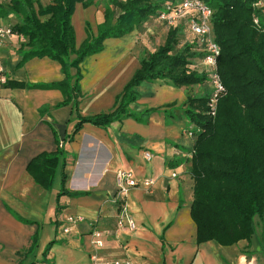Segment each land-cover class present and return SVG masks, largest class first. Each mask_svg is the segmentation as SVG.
Wrapping results in <instances>:
<instances>
[{
  "label": "crops",
  "instance_id": "crops-1",
  "mask_svg": "<svg viewBox=\"0 0 264 264\" xmlns=\"http://www.w3.org/2000/svg\"><path fill=\"white\" fill-rule=\"evenodd\" d=\"M9 21L5 25L0 19V26L17 23ZM142 34L134 30L106 39L100 53L84 58L78 69L70 68L68 87L75 89L77 83L80 96L65 106L60 104L66 90L57 86L66 81L60 64L34 58L19 67L22 40L11 35L0 43V69L6 78L24 85L4 89L0 84V264H91L94 230L103 235L100 256L106 260L264 264V249L255 235L231 247L196 243L186 153L174 145L188 128H182L188 121L178 109L185 88L143 82L136 88L137 101L128 107L129 116L104 127L85 123L75 131L80 118L114 109L116 97L139 67L136 39ZM169 105L174 106L173 118L167 119L163 110ZM58 147L63 160L46 188L36 182L30 163L54 155ZM119 170L131 172L138 182L154 181L150 193L136 187L125 198L136 224L133 232L116 228L111 198ZM68 217L82 221L64 233Z\"/></svg>",
  "mask_w": 264,
  "mask_h": 264
},
{
  "label": "trees",
  "instance_id": "trees-1",
  "mask_svg": "<svg viewBox=\"0 0 264 264\" xmlns=\"http://www.w3.org/2000/svg\"><path fill=\"white\" fill-rule=\"evenodd\" d=\"M201 1L212 11L210 27L220 48L217 71L225 89L214 117L208 109L212 88L201 65L203 48L186 22L166 28L157 21L163 7H177L178 0H105L99 36L88 35L78 49L71 15L76 3L87 7L93 4L91 0H50L44 7L39 0H6L0 3V19L13 14L17 20L4 28L22 40L19 67L34 58L60 64L66 79L57 85L66 90L60 106L80 96L77 83L75 89L68 87L69 69H78L84 58L100 53L106 39L122 38L134 30L143 33L151 26L168 29L163 45L139 59L114 109L80 118L75 131L85 123L104 127L129 116L128 107L137 101L136 88L143 82L164 81L185 88L186 98L178 109L189 127L174 145L186 153L196 243L231 247L255 235L264 249V0ZM1 86L24 85L6 78ZM194 87L200 91L188 94ZM173 108H164L167 119L173 118ZM63 156L58 147L54 155L33 160L29 170L36 182L49 188Z\"/></svg>",
  "mask_w": 264,
  "mask_h": 264
},
{
  "label": "built area",
  "instance_id": "built-area-1",
  "mask_svg": "<svg viewBox=\"0 0 264 264\" xmlns=\"http://www.w3.org/2000/svg\"><path fill=\"white\" fill-rule=\"evenodd\" d=\"M6 0H0V3ZM178 6L166 5L157 15V21L166 28H173L181 22H186L189 31L197 38L199 45L203 48V59L201 65L210 80L212 93L208 101L210 117L216 114V107L219 98L224 94L225 89L220 80L217 71V59L220 54V48L213 40L210 27L212 11L201 0H178ZM10 37V31L0 26V43L4 38ZM0 69V84H4L6 77L2 75ZM145 159L150 161L152 156L148 153L144 155ZM116 190L111 198V203L116 206V228L118 230H127L133 232L136 230V224L130 214L127 212L125 198L131 189L136 187L143 188L147 193L152 191L154 181L145 179L138 182L133 174L128 171L119 170L115 175ZM80 217H68L66 222L69 225L64 229L68 233L76 224L80 223ZM94 251L90 254L91 264H130L128 261L106 260L100 256V251L104 247L103 235L100 231L94 230L90 234Z\"/></svg>",
  "mask_w": 264,
  "mask_h": 264
},
{
  "label": "rangeland",
  "instance_id": "rangeland-1",
  "mask_svg": "<svg viewBox=\"0 0 264 264\" xmlns=\"http://www.w3.org/2000/svg\"><path fill=\"white\" fill-rule=\"evenodd\" d=\"M93 4L84 7L79 3L74 5V9L71 15V26L74 30L75 35V49H78L81 44L86 40L87 36L97 38L99 36L100 28L104 24V11L106 9L105 0H91ZM40 5L43 7L49 4V0H39ZM16 18L13 14H10L3 19L5 25L10 24V19ZM150 30L144 31L141 37H138L137 45L139 46L140 54L139 59L145 57L148 53L153 52L163 45L166 32L168 29L158 28L157 26L149 27ZM152 28V29H151ZM135 40V41H136ZM182 45V41L179 46ZM75 56H72V60ZM80 65V64H79ZM2 75H4L2 73ZM79 75V76H78ZM77 75V78L81 77L80 73ZM5 76V75H4ZM79 83V81H77ZM188 94L192 95L200 91V88L194 87L188 90ZM186 123L182 126L189 127V124Z\"/></svg>",
  "mask_w": 264,
  "mask_h": 264
}]
</instances>
